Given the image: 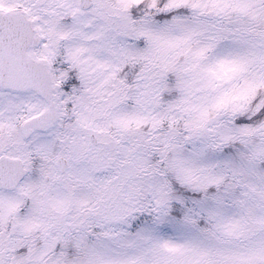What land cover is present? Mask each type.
<instances>
[{
    "label": "snow or ice",
    "instance_id": "snow-or-ice-1",
    "mask_svg": "<svg viewBox=\"0 0 264 264\" xmlns=\"http://www.w3.org/2000/svg\"><path fill=\"white\" fill-rule=\"evenodd\" d=\"M0 264H264V0H0Z\"/></svg>",
    "mask_w": 264,
    "mask_h": 264
}]
</instances>
